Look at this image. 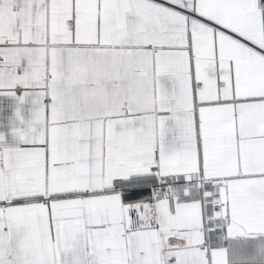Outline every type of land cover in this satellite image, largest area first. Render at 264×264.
Instances as JSON below:
<instances>
[{"label": "snow or ice", "instance_id": "snow-or-ice-1", "mask_svg": "<svg viewBox=\"0 0 264 264\" xmlns=\"http://www.w3.org/2000/svg\"><path fill=\"white\" fill-rule=\"evenodd\" d=\"M0 264H264V0H0Z\"/></svg>", "mask_w": 264, "mask_h": 264}]
</instances>
